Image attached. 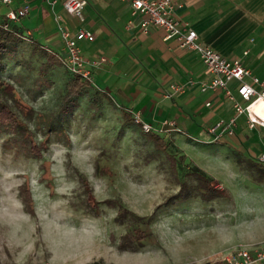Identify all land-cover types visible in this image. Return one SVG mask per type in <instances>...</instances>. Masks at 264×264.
I'll return each mask as SVG.
<instances>
[{
    "label": "rangeland",
    "instance_id": "1",
    "mask_svg": "<svg viewBox=\"0 0 264 264\" xmlns=\"http://www.w3.org/2000/svg\"><path fill=\"white\" fill-rule=\"evenodd\" d=\"M23 30L26 38L3 56L0 100L47 147L33 155L29 140L0 128V264H217L238 247L264 245V161L256 150L158 131L179 151L182 162H173L98 87L70 95L73 71L47 55L49 40ZM193 164L214 177L208 197L188 174ZM182 179L186 197L177 195ZM119 201L140 217L118 222ZM136 228L149 235L123 244Z\"/></svg>",
    "mask_w": 264,
    "mask_h": 264
},
{
    "label": "crops",
    "instance_id": "2",
    "mask_svg": "<svg viewBox=\"0 0 264 264\" xmlns=\"http://www.w3.org/2000/svg\"><path fill=\"white\" fill-rule=\"evenodd\" d=\"M25 4L29 12L11 23L36 35L40 43L49 40L45 45L55 51L52 55L65 50L60 25L92 31V40L80 42L84 55L88 59L106 58L92 68L93 86L113 100L124 115L133 118L139 111L144 121L162 128L158 131H172L168 137L175 138L176 130H185L205 139L214 136L208 132L209 126L233 114L232 102L222 89L199 87L210 77L199 52L180 47L175 38H165L160 28L143 32L139 24L142 16H134L128 2L87 0L83 18L69 13L64 0H13L10 7L1 5L0 13ZM176 12L197 30L202 42L229 58H240L264 81V0H183ZM131 20L134 23L130 24ZM175 82L184 84L185 90L166 96ZM237 84L238 80H230L234 90ZM261 109L264 114V103ZM235 130L231 137L229 133L220 137L225 142L221 144L235 149L250 146L258 156L264 151V126L250 127L247 114L242 113Z\"/></svg>",
    "mask_w": 264,
    "mask_h": 264
},
{
    "label": "built area",
    "instance_id": "3",
    "mask_svg": "<svg viewBox=\"0 0 264 264\" xmlns=\"http://www.w3.org/2000/svg\"><path fill=\"white\" fill-rule=\"evenodd\" d=\"M49 1L56 2V0ZM123 1L130 4L134 16H142L139 24L143 32H149L153 27L160 28L164 31L165 38H175L180 47L199 52L210 74L209 79L203 80L199 87L202 90L222 89L227 99L232 102L233 114L229 118L221 119L209 126V133L213 134L215 138H220L225 133H234L237 118L242 113L247 114L250 127L264 126V114L261 109V104L264 103V81L257 75H253L251 69L240 58H229L210 44L201 41L197 30L185 22L176 12V8L182 4L183 0ZM86 3L87 0H64L66 10L80 18H83ZM0 4L10 7L13 0H0ZM28 12V4L18 8H9L4 26L9 27L10 21H18L21 16ZM131 23L134 21L131 20ZM60 32L65 50L58 55L73 73L92 80V68L105 61L106 58L88 59L83 53L80 42L83 39L92 40L94 34L88 28L82 27L74 31L64 24L60 25ZM24 37L26 38V36ZM44 48L55 53L50 46L44 45ZM248 77L251 79L248 80ZM232 79L238 80L235 90L230 86ZM184 90V84L175 82L166 90L165 95L173 97ZM207 104H211V102L208 101ZM133 118L146 131L158 132V130H162V128H156L152 123L144 121L139 111L133 115ZM169 122L175 123L171 120ZM259 157L260 160L264 161V151ZM218 264H264V245L238 247L235 251L224 256Z\"/></svg>",
    "mask_w": 264,
    "mask_h": 264
},
{
    "label": "trees",
    "instance_id": "4",
    "mask_svg": "<svg viewBox=\"0 0 264 264\" xmlns=\"http://www.w3.org/2000/svg\"><path fill=\"white\" fill-rule=\"evenodd\" d=\"M4 5V4H0ZM7 12L0 13V69L3 63V56L6 54L9 46L11 44H16L17 42H20L22 39H24L25 34L22 32V29L19 28V26L13 25L10 21V26L5 27L4 23L7 21ZM47 55H49L51 58L54 57V55L50 54L49 52H46ZM55 58V57H54ZM1 75V74H0ZM3 81L0 79V84H2ZM93 86L92 80L83 77L80 74L74 73L70 79V82L68 84V93L72 96L79 95L86 87ZM3 88L5 90H8V92L12 95L15 102H17L18 98L13 93L15 91V88L13 84L11 83H3ZM31 110V109H30ZM8 126L13 128V131L18 134L19 137L23 136L26 140H29V149L32 151L33 155L42 156V147L43 144L46 142L44 141L42 144L37 143L35 140L32 139V131L29 128V126L19 118V116L14 112L10 104H8L5 101L0 100V128L2 126ZM147 134L150 136V138L161 148L163 151L167 153V155L171 158V160L175 163L182 162V158L177 159V155L179 151H171L170 152V146H171V139L162 135L161 133L157 131H147ZM211 135V134H210ZM212 136V135H211ZM203 140H213L220 143H225L221 141V138H215L212 136V138H200ZM181 157L183 155H180ZM193 172H189L188 174H195L201 179V185L203 186V189L205 192H202L203 197H208L206 190L208 188H213L212 182L214 181V177L210 175L205 169L200 167L197 164H193ZM179 196L186 197L189 195V185L188 183L182 179L181 180V187L179 190V193L177 194ZM213 196H217L218 193L212 194ZM118 210H117V216L116 220L121 223H125L127 220L130 219H137L138 214L135 211L130 210L127 206L124 205L122 201H119L117 204ZM149 234L145 232L144 230H141L140 228H136L134 233L128 231L124 237L123 244L131 243L135 239H143L146 238ZM216 262H205L203 264H215ZM191 264V263H187ZM218 264V263H217Z\"/></svg>",
    "mask_w": 264,
    "mask_h": 264
}]
</instances>
